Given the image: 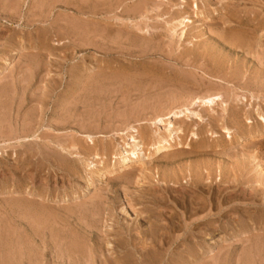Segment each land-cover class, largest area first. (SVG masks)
Wrapping results in <instances>:
<instances>
[{
	"label": "rangeland",
	"instance_id": "1",
	"mask_svg": "<svg viewBox=\"0 0 264 264\" xmlns=\"http://www.w3.org/2000/svg\"><path fill=\"white\" fill-rule=\"evenodd\" d=\"M181 16L185 37L175 28ZM216 94L215 111L196 102ZM177 107L189 112L181 144L175 135L160 156L155 132L165 130L154 118ZM259 113L264 0H0V264H264ZM127 126L144 137L145 171L92 175L84 192L85 136L116 144Z\"/></svg>",
	"mask_w": 264,
	"mask_h": 264
},
{
	"label": "bare ground",
	"instance_id": "2",
	"mask_svg": "<svg viewBox=\"0 0 264 264\" xmlns=\"http://www.w3.org/2000/svg\"><path fill=\"white\" fill-rule=\"evenodd\" d=\"M112 1V0H111ZM114 1V0H113ZM183 1H185V0H183ZM195 1V0H194ZM46 2V1H45ZM72 2V1H71ZM77 2V1H76ZM97 2V1H96ZM125 2V1H124ZM159 2V1H158ZM193 2V1H192ZM43 3V2H42ZM86 3V2H85ZM98 3V2H97ZM108 3H110V2H108ZM122 3V2H121ZM156 3V2H155ZM165 3V2H164ZM167 3V2H166ZM19 4V3H18ZM90 4V3H89ZM152 4V3H151ZM159 4V3H158ZM175 4H179V2L178 3H175ZM17 5V4H16ZM78 5V4H77ZM116 5H118V4H116ZM180 5V6H179ZM178 5V9H185V5H183V3H181V4H179ZM5 6V5H4ZM38 6V5H37ZM56 6V5H55ZM148 6H149V4H148ZM151 6V5H150ZM191 6V5H190ZM39 7V6H38ZM73 7V6H72ZM162 7V6H161ZM177 7V6H176ZM16 8V7H15ZM18 8V7H17ZM81 8V7H80ZM97 8H98V6H97ZM114 8V7H113ZM189 8V7H188ZM191 9H193L192 11H195L196 10V12H199V14L201 13L202 14V10H200V8H199V5H198V3L197 2H194V3H192V7H190ZM3 9V8H2ZM131 9V8H130ZM77 10V9H76ZM88 10H89V8H88ZM87 10V11H88ZM91 10V9H90ZM148 10V9H147ZM172 10V9H171ZM182 10V11H183ZM205 10V9H204ZM204 10H203V12H204ZM145 11V10H144ZM186 11V10H185ZM17 12V11H16ZM83 12H84V10H83ZM135 12V11H134ZM169 12V11H168ZM167 12V13H168ZM89 12H87V14H88ZM148 13V12H147ZM180 13H181V11H180ZM187 13V12H186ZM210 13V12H209ZM10 14V13H9ZM21 14V13H20ZM40 14V13H39ZM140 14V13H139ZM169 14V13H168ZM175 14V13H174ZM182 14H185V12L183 11V13ZM192 14V13H191ZM213 14V13H212ZM18 15V14H17ZM16 15V16H17ZM103 15V14H102ZM145 15H146V13H145ZM211 15V14H210ZM141 16V15H140ZM139 16V17H140ZM180 16V15H179ZM178 16V17H179ZM77 17V16H76ZM76 17H75V19H76ZM79 18H81L80 16H78ZM93 17V16H92ZM91 17V18H92ZM186 17V16H185ZM185 17H183L182 18V16H181V18L182 19H180L178 22H176V24H175V28L177 27H181L180 28V30H181V32H180V34H181V36L182 37H185L184 35H185V33H186V31H185V27L187 26V24H184L185 23V21L187 20V18H186V20H185ZM134 18H135V16H134ZM142 18H143V16H142ZM72 19V18H71ZM70 19V20H71ZM129 19V18H128ZM143 19H145V18H143ZM185 20V21H184ZM38 21V20H37ZM82 21V20H81ZM124 21V20H123ZM48 22V21H47ZM65 22H66V20H65ZM171 22V21H170ZM192 22H193V20H192ZM68 23H69V21H68ZM84 23V22H83ZM32 24V23H31ZM65 24V23H64ZM184 24V26H182ZM80 25V24H79ZM130 25H131V23H130ZM47 26V25H46ZM58 26V25H57ZM48 27H50L49 25H48ZM79 27V26H78ZM146 27V26H145ZM174 27V26H173ZM139 28V27H138ZM52 29V28H51ZM76 29V28H75ZM84 30V29H83ZM149 30V29H148ZM177 30V29H176ZM41 31V30H40ZM43 31H44V29H43ZM46 31V30H45ZM91 31V30H90ZM172 31V30H171ZM178 31V30H177ZM96 32V31H95ZM102 32V31H101ZM149 32V31H148ZM188 32V31H187ZM61 33V32H60ZM59 33V34H60ZM93 33V32H92ZM143 33H144V31H143ZM84 34V33H83ZM15 35V34H14ZM41 35V34H40ZM64 36V35H63ZM96 36H98V35H96ZM53 37V36H52ZM85 37V36H84ZM181 37V38H182ZM91 38V37H90ZM179 38V37H178ZM75 39H77V38H75ZM95 39V38H94ZM14 41V40H13ZM16 41V40H15ZM21 41V40H20ZM39 41V40H38ZM41 42V41H40ZM79 43V42H78ZM40 44V43H39ZM45 44H47V43H45ZM57 45L59 44V41H58V43H56ZM64 44V43H63ZM59 45H61V44H59ZM79 45V44H78ZM80 47V46H79ZM43 51V50H42ZM17 51H12V53L13 54H15ZM41 62V61H40ZM10 64V63H9ZM46 65V64H45ZM103 67V66H102ZM3 70V69H2ZM96 72V71H95ZM2 73V72H1ZM100 73V72H99ZM90 75H92V74H90ZM93 76V75H92ZM88 77H89V75H88ZM98 78V77H97ZM93 79V78H92ZM95 79V78H94ZM96 81V80H95ZM229 84V83H228ZM84 87V86H83ZM94 88V87H93ZM66 98V97H65ZM220 98L222 99L223 97H222V95H220V94H216V95H211V96H201V97H199L198 99H193V101L195 100L197 103H198V105H200V106H202L203 108H204V110L207 112V111H215L216 109V106L219 104V101H221L220 100ZM240 99H242V98H240ZM227 102V101H226ZM225 102V103H226ZM239 102V101H238ZM65 103V102H64ZM263 103V102H262ZM193 104H194V102H193ZM221 104V103H220ZM190 105H192V104H190ZM226 105V104H225ZM224 106V104H222V107ZM20 107V106H19ZM199 107V106H198ZM259 107V106H258ZM178 108V107H177ZM184 108V107H183ZM189 108V107H188ZM223 108H225V107H223ZM222 108V110L224 111V109ZM261 108V107H260ZM186 110H187V108H185ZM174 110V109H173ZM190 110V109H189ZM221 110V109H220ZM225 110H227V108L225 109ZM241 110V109H240ZM258 110V109H257ZM191 111V110H190ZM31 112V111H30ZM33 112V111H32ZM217 112V111H216ZM214 113V114H217V113ZM221 112V111H220ZM220 112H219V114H220ZM226 112V111H225ZM16 113V112H15ZM29 113V112H28ZM38 113V112H37ZM184 113V110H182V109H177V110H175V111H173V112H171L170 113V115L168 116V118H166V116L165 117H163V116H158L157 118L155 117L154 119V123L153 124H156V126L159 128V129H164L165 131H163L164 132V134H162V133H160V132H155L156 134H157V137H156V139H155V142H154V147H155V151L160 155V156H163V155H165V154H167L169 151H170V149L171 148H173L174 146V144H172V142L171 141H173L174 140V136L176 135V137H177V139L179 140L178 141V143L179 144H181V141H182V139H181V134L183 133V131H184V129H183V127H182V124H179L180 123V121H182V114ZM187 113H189V112H187ZM187 113L185 114L184 113V116L185 115H187ZM193 113V112H192ZM191 113V114H192ZM195 113H197V112H195ZM194 113V117L195 116H197V121L199 120V121H201V119H202V116L200 115V114H195ZM211 113V112H210ZM32 114V113H31ZM36 114V113H35ZM40 114H42L41 112H40ZM39 114V115H40ZM258 114V113H257ZM24 115V114H23ZM189 115V114H188ZM237 115V114H236ZM38 116V115H37ZM205 116V115H204ZM222 116V115H221ZM230 116V115H229ZM259 116H261L262 118H264V115L263 114H260L259 113ZM11 117V116H10ZM40 117V116H39ZM2 118V117H1ZM35 118V117H34ZM184 118V117H183ZM189 119H192L193 117L191 116H189L188 117ZM213 119L215 118V117H212ZM253 118V117H252ZM24 119V118H23ZM22 119V120H23ZM185 119V118H184ZM183 119V120H184ZM187 119V118H186ZM261 119V118H260ZM42 120V119H41ZM142 120V119H141ZM210 120V119H209ZM252 120V119H251ZM239 121V120H238ZM5 122H9V121H5ZM16 122V121H15ZM20 122H21V120H20ZM30 122V121H29ZM141 122V121H140ZM143 122H145V121H143ZM237 122V121H236ZM235 122V123H236ZM261 122V121H260ZM11 123V122H10ZM148 123V122H147ZM146 123V124H147ZM197 123H199V122H197ZM252 123V122H251ZM140 124L141 123H139V126H140ZM152 124V123H151ZM152 124V125H153ZM176 124H179L178 126H176ZM258 124V123H257ZM15 125V124H14ZM29 125V124H28ZM134 125V124H133ZM235 125H237V124H235ZM0 126H2V125H0ZM16 126H17V123H16ZM25 126H26V124H25ZM128 127V126H127ZM252 127V126H251ZM262 127V126H261ZM15 128V127H14ZM9 129H10V126H9ZM89 129V128H88ZM127 129V128H126ZM197 129V128H196ZM259 129H261V128H259ZM1 130V129H0ZM12 131V130H11ZM24 131V130H23ZM127 131V133H123V132H120V133H116V136H114V138L116 137H118V136H120L121 138H120V140H118L117 142H116V144L114 143H106V142H104L103 143V141L101 142L102 144L100 145V144H97V140H98V142H99V138H107V137H110V136H107V135H102V134H100V135H96V136H94V135H90V134H88V135H86L85 137H86V144L84 145L85 147H84V149H85V152L86 153H90V155L92 156V159H94V160H87L86 159V166L88 167V171H89V173H88V182H87V184L85 185V187L83 188V191L85 192V191H87V190H90V188H91V186L93 185V182H94V180H93V176H97L101 181H106V179H107V181H108V179H109V177H113V176H111L112 174H114V173H116V172H118L119 173V171H123V170H126V169H129V168H134V167H137V168H142L143 169V165L145 164V160H147L148 159V161H149V158L151 157L150 156V152L148 153V152H146V143H144V141H143V136H142V138H141V136L140 135H142L141 133L139 134V130H138V128H136V127H134V126H131V127H128V129L126 130ZM124 132H125V129H124ZM153 132V131H152ZM229 132V131H228ZM262 133L261 134H264V126L262 127V131H261ZM2 133H4V132H2ZM1 132H0V134H2ZM23 133V132H22ZM90 133V132H89ZM259 133H260V131H259ZM10 134V133H9ZM9 134H7V135H9ZM12 134H13V132H12ZM126 134V135H125ZM155 134V135H156ZM195 134V133H194ZM193 134V135H194ZM231 134V133H230ZM6 135V134H5ZM16 135V134H15ZM114 135H115V133H114ZM123 135H125V136H123ZM144 135H145V133H144ZM38 136V135H37ZM76 136V135H75ZM79 136V135H78ZM74 137V136H73ZM6 138V137H5ZM22 138V137H21ZM24 138V137H23ZM22 138V139H23ZM26 138V137H25ZM33 138V137H32ZM146 138V137H145ZM229 138V137H228ZM17 139H19V138H16L15 140H17ZM22 139H19L20 141L22 140ZM40 139V138H39ZM97 139V140H96ZM150 139V138H149ZM13 140V139H12ZM23 140H25V139H23ZM23 140H22V142H23ZM27 140V139H26ZM31 140H33V139H31ZM43 140H45V139H43ZM145 140V139H144ZM259 140V139H258ZM101 141V140H100ZM112 141V140H111ZM264 141V140H263ZM9 142V141H8ZM11 142H13V141H11ZM15 142V141H14ZM40 142V141H39ZM79 142V141H78ZM85 142V141H84ZM10 143V142H9ZM72 143V142H71ZM183 143V142H182ZM261 143V142H260ZM3 143H0V146L2 145ZM39 144H41V143H39ZM43 144V143H42ZM49 144H50V142H49ZM60 144V143H59ZM150 144V143H149ZM148 144V145H149ZM17 146V145H16ZM58 146V145H57ZM185 146V145H184ZM10 147V146H9ZM61 147V146H60ZM72 147V146H71ZM73 147H75L74 146V144H73ZM182 147V146H181ZM17 148V147H16ZM80 148H82V147H80ZM18 149V148H17ZM1 150V149H0ZM62 154L63 153H67L68 152V148H66V147H62ZM78 150V149H77ZM7 152V151H6ZM81 152V151H80ZM154 151H152V153H153ZM171 152V151H170ZM14 153H16V157H18L17 156V152H14ZM11 154V153H10ZM85 154V153H84ZM1 155V154H0ZM9 155V154H8ZM13 156H14V154H13ZM21 156V155H20ZM72 156V155H71ZM84 155H82V158H85V156L83 157ZM9 157V156H8ZM11 158V157H10ZM72 158V157H71ZM79 158H81V157H79ZM81 158V159H82ZM91 158V157H90ZM6 159V158H5ZM73 159V158H72ZM75 159V158H74ZM89 159V158H88ZM32 160V159H31ZM108 161V162H107ZM30 162V161H29ZM69 162V161H68ZM107 162V163H106ZM34 163V162H33ZM84 163V162H83ZM149 163V162H148ZM50 164H52V163H50ZM73 165H74V163H72ZM3 165V164H2ZM7 165V164H6ZM56 165V164H55ZM64 165V164H63ZM62 165V166H63ZM147 165V164H146ZM12 166V165H11ZM36 166V165H35ZM52 166V165H51ZM76 166V165H75ZM74 166V167H75ZM85 166V165H84ZM54 167V166H53ZM70 167H72V166H70ZM83 167V166H82ZM21 168V167H20ZM65 168V167H64ZM77 168V167H76ZM75 169V168H74ZM73 169V170H74ZM141 169V170H142ZM61 170H63V169H61ZM76 170V169H75ZM84 170V169H83ZM144 170V169H143ZM12 171H13V169H12ZM16 171H18L17 169H16ZM21 171V170H20ZM70 171V170H69ZM68 171V172H69ZM72 171V170H71ZM78 171V170H77ZM137 171V170H136ZM145 171V170H144ZM66 172V171H65ZM67 172V173H68ZM196 172V171H195ZM17 173V172H16ZM70 173V172H69ZM198 173V172H197ZM12 174L13 173H11V176H12ZM74 174H75V172H74ZM77 174H78V172H77ZM117 174V173H116ZM115 174V175H116ZM144 174H145V172H144ZM93 175V176H92ZM128 175V174H127ZM74 176V175H73ZM109 176V177H108ZM125 176V175H124ZM108 177V178H107ZM123 177V176H122ZM130 177H132V176H130ZM14 179V178H13ZM31 179V178H30ZM220 179H222V178H220ZM32 180V179H31ZM14 181V180H13ZM23 181V180H22ZM48 181V180H47ZM125 181V180H124ZM198 181V180H197ZM227 181V180H226ZM9 182V181H8ZM70 182V181H69ZM73 182V181H72ZM196 182V181H195ZM13 183V182H12ZM83 183V182H82ZM104 183V182H103ZM20 184H22V183H20ZM123 184V183H122ZM7 185V184H6ZM44 185V184H43ZM46 185V184H45ZM165 185V184H164ZM1 186V185H0ZM19 186V185H18ZM17 186V187H18ZM105 186V185H104ZM109 186V185H108ZM15 187V186H14ZM35 187V186H34ZM121 187V186H120ZM166 187V186H165ZM32 188V187H31ZM42 188H44V187H42ZM197 188V187H196ZM226 188V187H225ZM4 189V188H3ZM34 189V188H33ZM51 189V188H50ZM100 189V188H99ZM14 190V189H13ZM45 190V189H44ZM56 190V189H55ZM120 190H122V189H120ZM35 191V190H34ZM111 191V190H110ZM29 192H31V191H29ZM37 192V191H36ZM39 192V191H38ZM44 192V191H43ZM115 192V191H114ZM23 193V192H22ZM45 193V192H44ZM95 193V192H94ZM144 193V192H143ZM3 194V193H2ZM20 194V193H19ZM27 194V193H26ZM138 194V193H137ZM28 195V194H27ZM34 195V194H33ZM38 195H39V193H38ZM41 195L42 194H40V196H38L39 198L41 197ZM50 195V194H49ZM54 195V194H53ZM37 196V195H36ZM87 196V195H86ZM117 196V195H116ZM116 196H114V197H116ZM140 196V195H139ZM8 197V196H7ZM13 197V196H12ZM21 197H23V196H21ZM43 197V196H42ZM64 197V196H63ZM78 197V195H77V192L74 194V198H77ZM105 197V196H104ZM113 197V196H112ZM20 198V197H19ZM50 198V197H49ZM53 198V197H52ZM70 198H71V196H70ZM69 198V199H70ZM107 198V197H106ZM1 199V198H0ZM15 199V198H14ZM60 199V198H59ZM68 199V200H69ZM41 200V199H40ZM39 200V201H40ZM66 201V200H65ZM83 201V200H82ZM35 202H37V200L35 201ZM100 202H102L101 200H100ZM197 203V202H196ZM200 203V202H199ZM3 204V203H2ZM109 204V203H108ZM107 204V205H108ZM112 204V203H111ZM110 204V205H111ZM116 204V203H115ZM131 204V203H130ZM8 205V204H7ZM66 205V204H65ZM106 205V204H105ZM113 205V204H112ZM197 205V204H196ZM199 205V204H198ZM48 206H51V205H48ZM62 206V205H61ZM76 206V205H75ZM94 206V205H93ZM162 206V205H161ZM34 207V206H33ZM38 207V206H37ZM58 207V206H57ZM66 207V206H65ZM69 207V206H68ZM67 207V208H68ZM99 207V206H98ZM107 207V206H106ZM109 207V206H108ZM113 207V206H112ZM27 208V207H26ZM30 208V207H29ZM44 208V207H43ZM49 208V207H48ZM52 209L50 210V211H52V210H54L55 211V209H53V207H51ZM61 208H63V207H61ZM67 208H66V210H67ZM71 208V207H70ZM75 208V207H74ZM116 208V207H115ZM24 209V208H23ZM36 209V208H35ZM34 209V211H36ZM39 209V208H38ZM65 209V208H64ZM96 209V208H95ZM124 209V208H123ZM199 209H201V207L199 208ZM213 209V208H212ZM31 210V209H30ZM40 210V209H39ZM45 210H46V208H45ZM48 209H47V211H46V213H48V211H49ZM89 210V209H88ZM110 210V209H109ZM125 210V209H124ZM28 211V210H27ZM32 211V210H31ZM30 211V212H31ZM54 211H52L53 213H51V212H49V213H51V214H54ZM23 212V211H22ZM38 213H39V211H37ZM43 212V211H42ZM64 212V211H63ZM86 212V211H85ZM104 212V211H103ZM125 212H127V210L125 211ZM134 212V211H133ZM147 212V211H146ZM201 212V211H200ZM10 213V212H9ZM37 213V214H38ZM69 213V212H68ZM117 213V212H116ZM148 213V212H147ZM43 214H45V213H43ZM42 214V215H43ZM66 214V213H65ZM100 214V213H99ZM109 214V213H108ZM112 214V213H111ZM126 214V213H125ZM150 214V213H149ZM39 215V214H38ZM47 215V214H46ZM49 215V214H48ZM83 215V214H82ZM96 215V214H95ZM116 215V214H115ZM148 215V214H147ZM27 216V215H26ZM29 216V215H28ZM139 216H140V214H139ZM168 216V215H167ZM37 217V216H36ZM53 217V216H52ZM59 217V216H58ZM57 217V218H58ZM63 217V216H62ZM66 217V216H65ZM146 217V216H145ZM144 217V218H145ZM209 217V216H208ZM26 218V217H25ZM84 218V217H83ZM100 218V217H99ZM30 219V218H29ZM28 219V220H29ZM109 219V218H108ZM146 219V218H145ZM150 219V218H149ZM148 219V220H149ZM5 220V219H4ZM24 220V219H23ZM31 220V219H30ZM71 220V219H70ZM106 220V219H105ZM117 220V219H116ZM141 220H144V219H141ZM55 221V220H54ZM79 221V220H78ZM91 221V220H90ZM115 221V220H114ZM155 221V220H154ZM244 221V220H243ZM45 222V221H44ZM63 222V221H62ZM92 222V221H91ZM151 222H152V220H151ZM193 222V221H192ZM255 222V221H254ZM46 223V222H45ZM52 223V222H51ZM50 223V224H51ZM53 223H56V222H53ZM86 223V222H85ZM90 223V222H89ZM94 223V222H93ZM116 223V222H115ZM118 223V222H117ZM154 223V222H153ZM243 223V222H242ZM57 224V223H56ZM66 224V223H65ZM96 224V223H95ZM150 224V223H149ZM30 225V224H29ZM28 225V226H29ZM68 225V224H67ZM151 225V224H150ZM157 225V224H156ZM248 225V224H247ZM45 226V225H44ZM52 226V225H51ZM63 226V225H62ZM85 226V225H84ZM97 226V225H96ZM161 226V225H160ZM164 226V225H163ZM173 226V225H172ZM207 226V225H206ZM49 227H50V225H49ZM58 227V226H57ZM86 227V226H85ZM122 227V226H121ZM135 227V226H134ZM152 227V226H151ZM241 227V226H240ZM245 227V226H244ZM242 228V227H241ZM240 228V229H241ZM50 229H51V227H50ZM120 229V228H119ZM133 228H131V230H132ZM154 229H157V228H154ZM189 229V228H188ZM264 229V228H263ZM3 230H4V228H3ZM45 230V229H44ZM49 230V229H48ZM80 230V229H79ZM91 230V229H90ZM160 230H161V228H160ZM162 230H163V228H162ZM97 231V230H96ZM99 231V230H98ZM118 231V230H117ZM142 231V230H141ZM246 230H244V232H245ZM65 232V231H64ZM100 232V231H99ZM124 232H126V231H124ZM140 232V231H139ZM157 232H158V230H157ZM73 233V232H72ZM85 233V232H84ZM105 233V232H104ZM147 233V232H146ZM152 233V232H151ZM190 233V232H189ZM200 233V232H199ZM198 233V234H199ZM246 233V232H245ZM78 234V233H77ZM121 234V233H120ZM157 234V233H156ZM161 234V233H160ZM163 234L165 235V231H163ZM163 234H161V236L160 237H162V235ZM167 234V233H166ZM204 234V233H203ZM238 234V233H237ZM74 235V234H73ZM96 235V234H95ZM143 235H145V234H143ZM190 235V234H189ZM1 236V235H0ZM11 236V235H10ZM9 236V237H10ZM22 236V235H21ZM58 236V235H57ZM72 236V235H71ZM129 236V235H128ZM156 236V235H155ZM124 237V236H123ZM138 237V236H137ZM164 237V236H163ZM166 237V236H165ZM5 238V237H4ZM8 238V237H7ZM55 238V237H54ZM70 238V237H69ZM102 238H103V235H102ZM200 238V237H199ZM78 239V238H77ZM110 239H112V238H110ZM121 239V238H120ZM119 239V240H120ZM139 239V238H138ZM3 240V239H2ZM12 240V239H11ZM10 240V241H11ZM61 240V239H60ZM90 240V239H89ZM107 240V239H106ZM127 240V239H126ZM159 240V239H158ZM63 242L65 241V240H62ZM97 241V240H96ZM99 241V240H98ZM151 241V240H150ZM156 241V240H155ZM154 241V245L155 246H157V247H159L160 249H161V247L160 246H162V243L163 244H165L166 243V240H165V238H161V240H159V241H156L155 242ZM60 242V241H59ZM86 242V241H85ZM91 242V241H90ZM204 242V241H203ZM8 243V242H7ZM89 243V242H88ZM101 243V242H100ZM146 243V242H145ZM208 243V242H207ZM11 244V243H10ZM71 244V243H70ZM76 244V243H75ZM79 244V243H78ZM77 244V245H78ZM83 244V243H82ZM109 244V243H108ZM192 244V243H191ZM46 245V244H45ZM90 245V244H89ZM139 245V244H138ZM148 244H146V246H147ZM29 246V245H28ZM143 246H145V245H143ZM152 246V245H151ZM192 246V245H191ZM12 247V246H11ZM27 247V246H26ZM30 247H32V246H30ZM65 247V246H64ZM77 247V246H76ZM131 247V246H130ZM195 247V246H194ZM212 247V246H211ZM28 248V247H27ZM70 248V247H69ZM73 248L75 249V247L73 246ZM95 248V247H94ZM104 248V247H103ZM153 248V247H152ZM154 248H156V247H154ZM198 248V247H197ZM32 249V248H31ZM65 249V248H64ZM90 249V248H89ZM132 249H134V248H132ZM131 249V250H132ZM150 250H151V248H149ZM157 249V248H156ZM6 250V249H5ZM17 250V249H16ZM66 250V249H65ZM64 250V251H65ZM69 250V249H68ZM78 250V249H77ZM92 250V249H91ZM103 250V249H102ZM109 250V249H108ZM150 250H148V252L150 251ZM154 250V249H153ZM196 250V249H195ZM214 250V249H213ZM9 251V250H8ZM28 251V250H27ZM30 251V250H29ZM142 251V250H141ZM140 251V252H141ZM156 251V250H155ZM160 251V250H159ZM169 251V250H168ZM203 251V250H202ZM10 252V251H9ZM68 252V251H67ZM80 252V251H79ZM103 252V251H102ZM147 252V251H146ZM147 252V253H148ZM152 252V251H151ZM151 252H149L148 253V255L151 253ZM157 252V251H156ZM179 252V251H178ZM17 253V252H16ZM18 253H20V252H18ZM24 253V252H23ZM92 253V252H91ZM100 253V252H99ZM144 253V252H143ZM172 253V252H171ZM80 254V253H79ZM81 254H83V253H81ZM85 254V253H84ZM105 254V253H104ZM142 254V253H141ZM189 254V253H188ZM21 255V254H20ZM28 255V254H27ZM30 255V254H29ZM36 255V254H35ZM41 255V254H40ZM126 255H127V253H126ZM161 255V254H160ZM172 255V254H171ZM216 255V254H215ZM78 256V255H77ZM83 256V255H82ZM136 256V255H135ZM164 256V255H163ZM162 256V257H163ZM167 256V255H166ZM170 256V255H169ZM8 257V256H7ZM31 257V256H30ZM38 257V256H37ZM41 257V256H40ZM69 257V256H68ZM79 257V256H78ZM100 257V256H99ZM107 257V256H106ZM125 257H127V256H125ZM124 257V258H125ZM144 257V256H143ZM150 257H151V255H150ZM157 257V256H156ZM92 258V257H91ZM110 258V257H109ZM144 258H146V257H144ZM186 258V257H185ZM78 259V258H77ZM100 259V258H99ZM106 259V258H105ZM104 259V260H105ZM116 259V258H115ZM118 259V258H117ZM117 259H116V261H117ZM150 259V258H149ZM151 259H152V257H151ZM195 259V258H194ZM103 260V261H104ZM110 260V259H109ZM129 259L127 258V260L126 261H128ZM143 260V259H142ZM146 260V259H145ZM153 260V259H152ZM157 260V259H156ZM167 260V259H166ZM188 260V259H187ZM198 260V259H197ZM96 261V260H95ZM100 261H102V260H100ZM125 260H124V262H126ZM157 261H159V260H157ZM156 261V262H157ZM141 262V261H140ZM139 262V260H138V263L139 264H141ZM148 262V261H147ZM155 262V261H154ZM178 262H179V260H178ZM17 263V262H16ZM29 263V262H28ZM119 263V262H118ZM123 263V262H122ZM80 264V263H79ZM119 264H121V263H119ZM133 264V263H132ZM155 264V263H154ZM211 264H213V263H211Z\"/></svg>",
	"mask_w": 264,
	"mask_h": 264
}]
</instances>
